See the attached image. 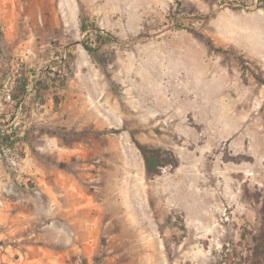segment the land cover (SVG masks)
I'll return each mask as SVG.
<instances>
[{
  "label": "rangeland",
  "instance_id": "1",
  "mask_svg": "<svg viewBox=\"0 0 264 264\" xmlns=\"http://www.w3.org/2000/svg\"><path fill=\"white\" fill-rule=\"evenodd\" d=\"M0 131V264H264V0H0Z\"/></svg>",
  "mask_w": 264,
  "mask_h": 264
},
{
  "label": "trees",
  "instance_id": "2",
  "mask_svg": "<svg viewBox=\"0 0 264 264\" xmlns=\"http://www.w3.org/2000/svg\"><path fill=\"white\" fill-rule=\"evenodd\" d=\"M94 28L97 31V45L93 47L88 44H85V47L90 53L95 54L98 52L99 48L102 47L104 44L113 41L114 37L110 32L102 31L96 26ZM88 29L89 26L86 23V19H84L82 22V30L87 31ZM198 35L204 39L208 47L212 50L223 54L228 53L227 49L216 46L214 42L210 38L206 37L204 34L198 33ZM40 82V80H36L35 84L33 85V88L38 89L37 84ZM29 84L30 83L28 77L22 78L15 86V91L12 93L11 98L13 100H16L17 103H19L18 101L21 100L22 97L26 94ZM18 141L19 139L17 137L14 138L12 134L0 131V151H3L4 147L12 148ZM137 146L144 158L146 173L150 177H154L155 175L160 174L163 167H166L168 165L176 167L179 164L178 157L171 150L165 149L163 147H152L146 144H142L140 142H137ZM262 215V226L260 228V233L254 236L256 244L253 248L252 254L257 257L258 261L260 262L261 260L259 259V256L264 254V205L262 207Z\"/></svg>",
  "mask_w": 264,
  "mask_h": 264
},
{
  "label": "built area",
  "instance_id": "3",
  "mask_svg": "<svg viewBox=\"0 0 264 264\" xmlns=\"http://www.w3.org/2000/svg\"><path fill=\"white\" fill-rule=\"evenodd\" d=\"M4 89L6 90L7 97L11 99L12 94L10 92L11 89L8 88V83L4 84Z\"/></svg>",
  "mask_w": 264,
  "mask_h": 264
}]
</instances>
